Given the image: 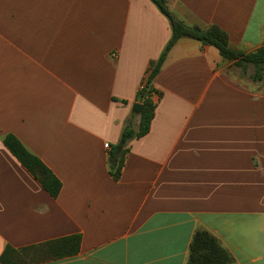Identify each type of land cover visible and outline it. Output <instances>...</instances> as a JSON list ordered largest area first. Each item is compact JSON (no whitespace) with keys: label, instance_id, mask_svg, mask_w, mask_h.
Returning <instances> with one entry per match:
<instances>
[{"label":"crops","instance_id":"0c3cea01","mask_svg":"<svg viewBox=\"0 0 264 264\" xmlns=\"http://www.w3.org/2000/svg\"><path fill=\"white\" fill-rule=\"evenodd\" d=\"M229 46L264 45V0H165ZM171 36L150 0H0V256L80 236L38 264H185L196 229L232 264H264V80L181 38L153 87L149 132L120 178L109 151ZM13 136L61 182L52 198L4 145ZM108 144V149L104 146Z\"/></svg>","mask_w":264,"mask_h":264},{"label":"trees","instance_id":"16d2710c","mask_svg":"<svg viewBox=\"0 0 264 264\" xmlns=\"http://www.w3.org/2000/svg\"><path fill=\"white\" fill-rule=\"evenodd\" d=\"M150 1L168 20L171 36L158 59L150 64L148 73L136 92L135 102L142 106L138 115L137 128H133L131 119H129L118 143L109 151V173L115 181L121 176L124 158L129 152L130 141L140 139L149 132L156 108L153 96H160L153 87V80L159 73L167 53L179 39L190 38L203 45L214 47L223 60L235 61L237 67L243 68L247 64L253 65L255 72L251 78L252 81L264 80V45L247 54L232 49L229 46L227 34L218 27L214 25L205 28L187 26L172 14L165 0ZM131 117L135 118V114H132ZM3 142L41 187L55 199L60 193L62 184L53 173L13 136H6ZM80 240V236L77 235L25 249L16 250L6 247L0 256V264H38L51 259L72 256L78 252ZM185 264H232V258L213 235L206 230L196 229L189 244L188 258Z\"/></svg>","mask_w":264,"mask_h":264},{"label":"water","instance_id":"95a60500","mask_svg":"<svg viewBox=\"0 0 264 264\" xmlns=\"http://www.w3.org/2000/svg\"><path fill=\"white\" fill-rule=\"evenodd\" d=\"M141 107L142 106L140 104H137V103L133 104V106H132V112L134 114H136V115H139L140 114V111H141Z\"/></svg>","mask_w":264,"mask_h":264},{"label":"built area","instance_id":"2783aa9c","mask_svg":"<svg viewBox=\"0 0 264 264\" xmlns=\"http://www.w3.org/2000/svg\"><path fill=\"white\" fill-rule=\"evenodd\" d=\"M106 149H108V144H105V146H104Z\"/></svg>","mask_w":264,"mask_h":264}]
</instances>
